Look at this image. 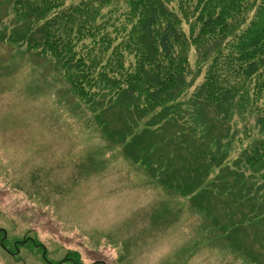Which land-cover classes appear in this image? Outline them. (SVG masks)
<instances>
[{
    "label": "rangeland",
    "instance_id": "rangeland-1",
    "mask_svg": "<svg viewBox=\"0 0 264 264\" xmlns=\"http://www.w3.org/2000/svg\"><path fill=\"white\" fill-rule=\"evenodd\" d=\"M10 6L11 0H0V264H50L69 258L71 250L85 264H264V253L255 248L264 246V237L258 244L254 236L264 230L257 215L264 204L253 208L249 221L237 190L219 195L227 169L216 168L201 186L191 170L215 168L206 160L209 146L227 150L222 161L236 170V159L264 134L263 116L237 108L218 111L204 100V76L217 45L192 46V70L176 90L175 108L171 103L139 118L138 102H126L122 94L99 100L110 106L103 113L73 94L50 54L42 49L22 54L10 42L27 23L17 21ZM110 9L114 23L128 6L115 0L105 7ZM132 104L136 124L121 113ZM173 110L175 115L155 127L148 124L147 138H172L158 152L173 148L169 161L178 176L169 181L192 179L185 191L133 162L114 140L124 130L141 134L149 120ZM196 155L205 161H191ZM182 165L189 170L180 171ZM24 231L43 245L37 257L22 252ZM18 250L23 261L13 253Z\"/></svg>",
    "mask_w": 264,
    "mask_h": 264
},
{
    "label": "trees",
    "instance_id": "trees-1",
    "mask_svg": "<svg viewBox=\"0 0 264 264\" xmlns=\"http://www.w3.org/2000/svg\"><path fill=\"white\" fill-rule=\"evenodd\" d=\"M114 1L11 0L10 7L17 21L27 23L21 34L9 36V40L22 54L35 49L50 54L64 71L73 94L83 102L96 106L97 110L103 109L104 113L110 106L102 105L99 100L105 102L123 94L126 102L132 103V99L138 102L135 113H140L139 118L142 114L146 116L168 108L171 103L169 107L175 108L176 90L183 83V76L192 70V46L199 50L215 43L217 50L215 48L216 53L205 72L201 90L204 100L218 111L230 112L237 108L264 117V0H125L128 9L111 23L113 10H105V7ZM132 106L134 104L128 105L121 113L130 124H136V116L130 113ZM171 114L175 115V110L172 113L164 111L151 122L149 120L145 129L139 131L141 134L123 129L114 140L123 143L126 156L133 162L165 175L167 185L178 182L185 191L184 186L192 183V179L169 181L178 176L175 175L177 170L172 168L175 165L169 161L174 154L173 148L168 154L158 152L161 145H167L172 138H161L164 141L147 138L151 136L148 124L155 127L156 122ZM128 137H132L130 143L126 141ZM218 139H214L216 143ZM202 144L207 147L204 141ZM207 149L206 160L215 168L212 170L211 164L202 165L201 169L192 168L198 176L196 182L201 186L204 176L207 179L216 168L227 169L228 178L219 195L237 190L241 197L237 201L246 209L245 212L241 210V214L245 213L251 221L253 208L264 204V134L237 157L236 170L222 161V154L227 150H211L210 146ZM198 159L205 161V156L198 158L196 155L190 160ZM184 168L180 166V171L189 170L185 168L184 171ZM258 214H262L264 222V207H259ZM260 229L254 234L258 244L261 243L259 238L264 237V230ZM26 242L30 247L27 250L41 251L43 245L36 239L33 242L27 236ZM255 248L264 253V246ZM67 255L70 257L57 264H81L82 258L77 251L71 250ZM15 256L24 259V254ZM258 256L252 257L254 263Z\"/></svg>",
    "mask_w": 264,
    "mask_h": 264
},
{
    "label": "flooded vegetation",
    "instance_id": "flooded-vegetation-1",
    "mask_svg": "<svg viewBox=\"0 0 264 264\" xmlns=\"http://www.w3.org/2000/svg\"><path fill=\"white\" fill-rule=\"evenodd\" d=\"M18 241H21V240H18ZM17 252H19V250L17 251ZM13 253H15V252H13ZM44 254H46V253H44ZM68 254V253H67ZM51 264H56L57 262H50Z\"/></svg>",
    "mask_w": 264,
    "mask_h": 264
}]
</instances>
